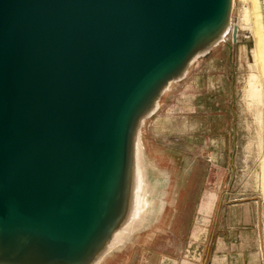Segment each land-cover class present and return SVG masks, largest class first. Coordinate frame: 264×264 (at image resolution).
<instances>
[{
	"label": "water",
	"instance_id": "obj_1",
	"mask_svg": "<svg viewBox=\"0 0 264 264\" xmlns=\"http://www.w3.org/2000/svg\"><path fill=\"white\" fill-rule=\"evenodd\" d=\"M232 10L0 0V264H98L113 249L132 219L143 121L223 41Z\"/></svg>",
	"mask_w": 264,
	"mask_h": 264
},
{
	"label": "rangeland",
	"instance_id": "obj_2",
	"mask_svg": "<svg viewBox=\"0 0 264 264\" xmlns=\"http://www.w3.org/2000/svg\"><path fill=\"white\" fill-rule=\"evenodd\" d=\"M250 2L234 0L225 39L143 121L154 212L131 237L150 251L149 264H264V125L250 81Z\"/></svg>",
	"mask_w": 264,
	"mask_h": 264
},
{
	"label": "bare ground",
	"instance_id": "obj_3",
	"mask_svg": "<svg viewBox=\"0 0 264 264\" xmlns=\"http://www.w3.org/2000/svg\"><path fill=\"white\" fill-rule=\"evenodd\" d=\"M250 1V5L247 9V15L251 13L254 17V19H252V22H250V29L252 31L251 34H253L254 39L253 61L256 66V70L251 72L250 74V81L252 82V94L261 107V113L259 114L258 118L264 125V0ZM229 29H231V23ZM229 29L227 33L223 34V40L225 39L226 34L229 33ZM220 43L221 42H219L218 44ZM218 44H216L215 46H217ZM200 57L194 58V62ZM194 62H192V64H194ZM191 65L189 66V68L191 67ZM255 104L257 106V103ZM141 149L142 145L139 142L136 150V185L132 219L123 230L117 232L107 249H112L116 246L118 247L119 245L127 241L131 233H134L135 231L142 228L154 212L153 197L151 196L153 191L152 182L147 174ZM262 169L264 170V167Z\"/></svg>",
	"mask_w": 264,
	"mask_h": 264
},
{
	"label": "crops",
	"instance_id": "obj_4",
	"mask_svg": "<svg viewBox=\"0 0 264 264\" xmlns=\"http://www.w3.org/2000/svg\"><path fill=\"white\" fill-rule=\"evenodd\" d=\"M131 236L126 242L106 253L98 264H149L147 257L150 251L142 248L140 249V246H138L139 244H137L138 241L133 240ZM139 252L141 254H139ZM160 261L161 264H171L172 259L165 257ZM173 264H177L176 261ZM180 264L193 263L187 259H183Z\"/></svg>",
	"mask_w": 264,
	"mask_h": 264
}]
</instances>
